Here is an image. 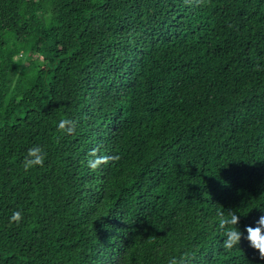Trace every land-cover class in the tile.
<instances>
[{"label":"trees","instance_id":"trees-1","mask_svg":"<svg viewBox=\"0 0 264 264\" xmlns=\"http://www.w3.org/2000/svg\"><path fill=\"white\" fill-rule=\"evenodd\" d=\"M261 209L264 0H0V264H264Z\"/></svg>","mask_w":264,"mask_h":264},{"label":"clouds","instance_id":"clouds-1","mask_svg":"<svg viewBox=\"0 0 264 264\" xmlns=\"http://www.w3.org/2000/svg\"><path fill=\"white\" fill-rule=\"evenodd\" d=\"M76 121L70 118H62L57 125V131L71 135L75 132ZM47 153L44 148L40 145H34L27 149V153L23 159V168L25 171H28L37 166L43 167L45 163ZM90 159L87 161L88 167L95 171L102 165L108 164L110 161L118 159V156H109L99 154V149L94 148L89 152ZM264 211V209H261ZM218 217V227L222 230L223 247L225 249L231 250L236 245L240 244L242 238V232L237 227L240 216L229 210L226 215L224 211H217ZM23 219L22 212L19 210L13 211L9 223L19 224ZM247 236L244 237L250 243V246L259 252L261 259H264V215H261L256 221V226H247L246 227ZM169 264H177L175 258L169 261Z\"/></svg>","mask_w":264,"mask_h":264}]
</instances>
